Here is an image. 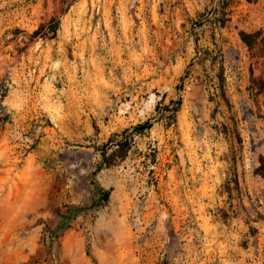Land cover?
Segmentation results:
<instances>
[{
    "label": "rangeland",
    "instance_id": "obj_1",
    "mask_svg": "<svg viewBox=\"0 0 264 264\" xmlns=\"http://www.w3.org/2000/svg\"><path fill=\"white\" fill-rule=\"evenodd\" d=\"M0 264H264V0H0Z\"/></svg>",
    "mask_w": 264,
    "mask_h": 264
},
{
    "label": "trees",
    "instance_id": "obj_2",
    "mask_svg": "<svg viewBox=\"0 0 264 264\" xmlns=\"http://www.w3.org/2000/svg\"><path fill=\"white\" fill-rule=\"evenodd\" d=\"M59 26H60V21L57 20V19H54L52 22H50L49 25H43L41 26L36 32H35V35L36 36H39L41 34L44 33V36L45 37H49V38H55L56 35H57V32H58V29H59ZM181 102L178 103V105H180ZM179 111V106H177L174 110H173V115L176 117L177 113ZM151 127H147L146 129H149ZM95 188H96V193L98 195V200L96 201L98 204L101 203V202H107L109 201V197H110V194L111 192L107 189H105L104 187H102L101 185H99L98 183H95ZM72 211H68L67 215L68 214H71ZM65 216V218H66Z\"/></svg>",
    "mask_w": 264,
    "mask_h": 264
}]
</instances>
